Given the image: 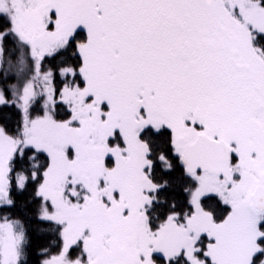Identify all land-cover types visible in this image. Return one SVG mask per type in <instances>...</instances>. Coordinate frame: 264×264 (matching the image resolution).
<instances>
[{"label":"snow or ice","instance_id":"snow-or-ice-1","mask_svg":"<svg viewBox=\"0 0 264 264\" xmlns=\"http://www.w3.org/2000/svg\"><path fill=\"white\" fill-rule=\"evenodd\" d=\"M0 264H264V0H0Z\"/></svg>","mask_w":264,"mask_h":264}]
</instances>
